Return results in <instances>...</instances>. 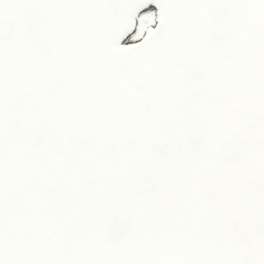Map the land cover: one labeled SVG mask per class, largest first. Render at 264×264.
I'll return each mask as SVG.
<instances>
[{"label": "snow or ice", "instance_id": "obj_1", "mask_svg": "<svg viewBox=\"0 0 264 264\" xmlns=\"http://www.w3.org/2000/svg\"><path fill=\"white\" fill-rule=\"evenodd\" d=\"M0 264H264V0H0Z\"/></svg>", "mask_w": 264, "mask_h": 264}]
</instances>
